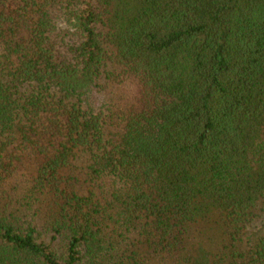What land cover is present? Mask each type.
I'll return each instance as SVG.
<instances>
[{
  "label": "trees",
  "instance_id": "1",
  "mask_svg": "<svg viewBox=\"0 0 264 264\" xmlns=\"http://www.w3.org/2000/svg\"><path fill=\"white\" fill-rule=\"evenodd\" d=\"M0 264H264V0H0Z\"/></svg>",
  "mask_w": 264,
  "mask_h": 264
}]
</instances>
